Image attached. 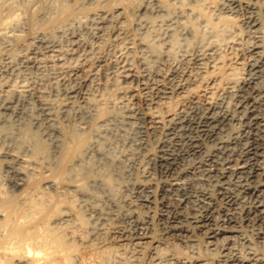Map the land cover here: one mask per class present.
<instances>
[{
	"label": "bare ground",
	"instance_id": "6f19581e",
	"mask_svg": "<svg viewBox=\"0 0 264 264\" xmlns=\"http://www.w3.org/2000/svg\"><path fill=\"white\" fill-rule=\"evenodd\" d=\"M113 1L120 5L132 0ZM260 2L201 0L197 8H186L215 40L204 37V41L191 26L198 46L184 50L179 58L172 57L168 38L183 11L162 22V33H154L145 20H138L135 26L141 31L138 35L128 25L130 16L164 10L160 0L99 10L84 22L80 15L81 21L68 16L50 30L33 35L30 44L21 45L15 56L4 58L0 68V264H107L105 258L113 255L120 262L128 243L140 251L144 245L151 247L153 261L148 264H211L200 253L189 257L180 252L159 253V239L150 233L152 217L148 212L156 204L166 209V214H161L165 234L180 237L198 232L211 246L222 244L225 264H264V255L250 251L253 237L247 234L251 228L264 242V37L260 20L264 5ZM61 7L63 13L70 12L69 5ZM241 11L247 14L253 33L247 46L238 30ZM35 19L33 15V22ZM15 29L3 35L5 40L14 38ZM151 39H158L160 45L155 46L157 41ZM223 49L230 51L228 56L223 55ZM134 52L138 54L133 58ZM245 65L248 73L240 77L239 70ZM21 67L24 72H34L36 79L14 83L10 78ZM111 68L125 88L117 95L125 112L121 121L119 114L109 111L105 95L97 91L104 85L99 82L100 71ZM67 78L75 85L60 92V84H56ZM223 95L236 99L234 109L222 100ZM137 99L143 107L135 106ZM32 101L38 106L35 116L30 109ZM10 117L26 120L21 123L22 130L18 127L20 137L14 129L9 131ZM132 121L138 123L133 131L142 137L151 131L162 133L165 139L154 152L146 151L145 178L132 183L136 198L122 213L130 230L120 231L114 225L111 233L118 234V239L113 237L117 244L106 245L110 242L105 244L103 236L108 231L90 223L85 207L100 219L105 217L104 211L90 205L92 200L86 197L83 185L95 170L114 191L110 170L93 166L92 153L107 157L101 142L95 140L97 125L111 127ZM138 143L147 144L143 139ZM131 155L128 152L123 157L134 167L138 161ZM106 159L110 161V157ZM72 164L80 167L77 176L81 178L75 181L68 177ZM149 164L164 178L152 176ZM2 167L11 177L1 175ZM4 180L20 192L5 194ZM238 244L250 249L247 256L239 253ZM83 248H89L87 255L82 254ZM140 263L134 260L132 264Z\"/></svg>",
	"mask_w": 264,
	"mask_h": 264
},
{
	"label": "rangeland",
	"instance_id": "374dc122",
	"mask_svg": "<svg viewBox=\"0 0 264 264\" xmlns=\"http://www.w3.org/2000/svg\"><path fill=\"white\" fill-rule=\"evenodd\" d=\"M160 1H163L162 5L165 8V9L163 8L164 10L159 11V12H155V11L153 12L150 10H148L149 12L148 11H145V12L142 11L138 14V16L137 15H136V17L130 16L128 18V25H130L129 26L130 30L133 33H135L137 35L139 33H141V31H138L139 30L138 27H135V26H137L139 21L140 22H142V21L148 22L151 25L150 29H152V31L154 30V33L156 30H157L156 33H162V32H164V28H165V24H163L165 22V20L167 18H173L174 16L180 15V13L183 11L182 15L179 16V18H178L179 21H177V23L180 22L179 23L180 25L179 24L177 25L176 23L174 24L173 28L175 29V27H176V30L173 29L172 30L173 35L171 34L172 36H169V38H168L169 43L171 42L170 43V46H171L170 52L173 54L172 57L179 58V56H181L184 52L190 51L193 48H195V46H198L197 44L199 42L196 43V41H197L196 38L194 37V35L189 30V28L191 26H192V28H196L195 31L196 32L198 31L197 32L198 36L201 37V35H202L201 38H203L204 41H205L204 37H207L209 40L211 39L210 41H213L212 39H214L213 38L214 35L212 33H210L209 29L207 27H205L202 22H200V20L197 18V16H194L193 12L185 10L186 8L195 9V6L200 4L201 0H160ZM263 1L264 0H261L260 4L264 5ZM124 2H122L120 5H118L119 2H116L117 3L116 4V3H114L113 0H0V33H1L0 34V68L3 65L4 58H6L7 56L13 57L16 54H18L20 51L21 45H29L32 37H34L40 31H46L47 29L50 30L51 28H53V24L56 21L59 22L61 19L66 18L68 16H71V17L75 16L77 19L80 20V18H78V17L81 16L82 17L81 20H82V22H84V20L88 19V16H90L93 12H96L99 10H108V9L112 10V9H115L117 6L129 8V6H132L133 4H134V6L140 5L142 3L145 4L146 0H141V1L140 0H132L131 2H133V4L130 1L129 2L126 1L125 3ZM129 3H131L132 5ZM64 4H66L67 6L69 5V8H70L69 13H67V12L63 13L61 6H63ZM196 8H197V6H196ZM56 9H57V11H56ZM33 15L37 19V20L36 19L34 20L35 23L32 20ZM86 15H87V17H86ZM83 16H84V18H83ZM237 16H238V23H239L238 24V27H239L238 30L240 31L239 34L242 33L240 35V37L242 38V42H244V44L246 43L245 46H247L248 44L251 43V41H253L252 40L253 39L252 38V36H253L252 29L250 28L249 24L247 23L248 22L247 14L245 13V11H241ZM51 17L53 19H51ZM49 20H51V21H49ZM260 20H261V26H262V34L264 37V13L263 12L260 13ZM48 21H49V23H48ZM85 21H87V20H85ZM39 22H41V23H39ZM129 22H131V23H129ZM45 24H47V25H45ZM13 27L16 28L15 34L18 32L16 34L17 36L15 35L14 38H12L9 41H8V39H6L8 41L7 42L5 40L4 36L6 34H8V32H10ZM136 31H137V33H136ZM10 33H14V31L12 30V32H10ZM208 39H206V41H209ZM151 41H152V39H151ZM154 41H157V42H154ZM152 42H154V44L157 43V45H155V46L160 45L159 44L160 41L158 39H153ZM185 42H187V43H185ZM8 46H10L11 48ZM184 50H186V51H184ZM222 51H223L224 56H226V53L228 56V54L230 52V51L224 50V49ZM136 53L137 52L131 53V57L134 58L138 54V53L137 54ZM244 59H245L244 62H246L247 56H244L243 60ZM244 67H242V69L239 70L238 75L240 77H244L248 73L247 66L245 65ZM20 70L22 72H20ZM20 70H18V72L15 71V73H13L12 76L14 79L12 78V76L10 78V79H12V81H14V83L16 82V84H20V83H23L24 81L26 83L30 80L32 81V80L36 79L34 77L35 76L34 72H32L31 70H29V71L27 70V72H24L25 69L23 67H21ZM106 70L111 71V72H107ZM101 71H100V81L99 80L98 81L104 83L103 87H105V88L102 87V89L100 88L97 91L98 92L100 91V93H103L105 95L104 98H106V101L108 103V107L110 109L109 111L112 114H115L117 116L119 114V116L117 118L120 119V116H123L125 114V112L121 106L122 105V102H121L122 98H120L117 95L119 92H122V90L123 91L125 90V88L123 87L124 84L120 81V79L118 77L119 76L118 72L112 70V68L110 70L105 69L102 71V73H101ZM30 72H31V74H30ZM19 73H20V75H19ZM15 77H17V78H15ZM32 78H34V79H32ZM15 79H17V80L15 81ZM98 81H97V83H99ZM59 84H60V88H58V89L59 90L61 89L60 92H62L64 89L74 86L75 81L73 79L72 80L68 79V80H66V82L65 81L58 82L56 84V86L58 87ZM91 88L95 90L97 88V84L92 85ZM224 96H225V98H224ZM232 97L233 96H228V95H223V97H222L223 98L222 100L225 99L224 101H226V104L230 102L229 104H227L230 109L235 108L234 104L236 102V99L234 97L233 98ZM138 100L139 99H137L135 101V106H137L139 108L141 106L143 107V102L141 100L140 101H138ZM136 102H137V104H136ZM171 102L174 104L176 102V98L174 99V101H171ZM37 108H38L37 103L35 101H32V103L30 104V109L32 111V115H34V114L37 115V112H38ZM24 120H20L19 118L16 119V117H12V119H11V117H10V121H11L10 126H12L13 128L10 127L9 131L11 129L15 130V131L13 130L15 133L12 131L10 133H12V134L14 133L16 135V133L19 132V134H17V136L20 135V131L23 128L22 124H24L26 121V120L25 121ZM121 120H123L122 117H121L120 121ZM134 123H136L135 125L138 124L137 121L136 122L132 121V124L131 123L121 124L120 122H118V123H115L113 125L115 128L117 127L116 129L113 128V126H111L112 127V129H111V127L109 125H106V124L99 125L100 124L99 123L97 125V132H99V133H97L98 134L97 138L95 136V140H97L99 143L101 142L100 143L101 149L104 148L103 150H105V152L107 153V157H105V156L101 157L100 155H98L96 153H92L91 157L94 159V162L96 163V164L93 163V166L97 170L98 169L100 170V168L102 166H103L102 168H108L110 170V172L112 173L111 174L112 179L114 180V183L112 185V187H113L112 189L114 191H112V190L110 191V187H108L107 184L104 182L103 178H101L102 176H99L96 174L95 170L92 172V176L87 178L84 185H83V189H84L86 197L89 199V201L92 200L91 203L89 202L90 205H95V207H97L101 213H102V211H104L103 213H105V214L102 213V215L105 216L104 218L102 217L103 219H105V220H103L102 218L101 219L98 218L97 214L91 215L94 213L89 212V210H87L86 207H85L86 211L84 210L85 213L87 212L86 217L87 216H88V218L90 217L89 218L90 223H92L94 225L97 223V226H100V227L104 228L106 231H108V232H106L107 234L110 233L108 235L106 234L107 236L106 235H104V236L100 235L101 237L103 236L105 240L108 239L106 237H109V239L111 238L110 240L109 239L106 241L104 240L105 244L107 241L110 242L106 245H110L112 242L117 244V239H118L117 235L118 234H114L115 235L114 236V235H112L113 233H111L114 230L115 226H119L120 231L122 229H124V231H125V229L130 230L129 225L122 218V213H125V211H127L128 206H129L128 203L131 200H134L136 198V193H135L134 189L132 188V183L134 181L140 179V178L141 179L145 178V175L142 171L144 170V168L146 166H148V164L146 162V157H145L146 151L149 149L148 151L154 152L157 149L158 142L162 139L163 140L165 139V136L162 133H160V132L156 133V132H151V131L147 132L142 137L140 135V132L136 131L137 128L134 126ZM117 124H119V125H117ZM127 125H129V127ZM130 125H133V126L130 127ZM98 126L101 128H99ZM106 126H109V128ZM124 126L128 127V129ZM233 126H235L236 128H239V125H237V123L236 124L234 123ZM233 126L231 125V128ZM18 127L21 128V130ZM102 127H103V129H102ZM133 127L136 128V129H134V131H136L137 133L133 131ZM114 129L116 131H119L120 134L118 132H116ZM130 131L131 132L133 131V132L131 133ZM18 137H20V136H18ZM142 139H143V143H147L148 145L144 144V145L140 146L138 142H141ZM144 140L145 141L147 140V141L145 142ZM7 143H9V142L7 141ZM4 144L6 145V143H4ZM128 152H129V154H132L131 156H134L135 158H137L138 165H135L133 167L127 159H124L123 155L127 154ZM109 157H110V159H109L110 161L108 162L106 158H109ZM186 160L187 161L191 160V157L187 158ZM187 161H185V162H187ZM91 164H92V162H91ZM149 165L152 168V176H154L157 180L164 178V176H162V174H160V172L158 171V169L155 165H152V164H149ZM79 168L80 167L77 164H72L70 166V171H69L68 177L70 179H72V181L73 180L75 181V179L78 180L81 178L80 175L77 176V174L79 173ZM1 170H2L1 175H4L5 177L6 176L11 177L12 174L9 172L8 169H6L5 167H2ZM6 170H8V171H6ZM8 173H9V175H8ZM93 174H95V175H93ZM7 184L8 183H5V180H4L2 188L5 191V194H16L17 195L20 192V191L18 192L16 189H14L10 184L9 185H7ZM88 199H87V201H88ZM141 210H143L142 212L147 213V210H145V209H141ZM114 212H115L116 216L112 217L111 215H115V214H112ZM148 212L150 213V215L152 217V225H151L150 233H151V235H153L154 237L159 239V243H160V247L158 249L159 253H161L163 255L166 253L165 255H167V254H170L171 252L172 253L180 252V254L182 256H188V257L190 255L191 256L192 255L197 256L196 253H198V255L202 254V256L204 258L206 257V259L209 260V262L211 264H225L221 259H223L222 256L225 255L226 252L223 251V246L221 243L217 244V246H211L208 243L209 240L206 238V236L202 235L198 232H196V233L194 232L196 234L195 235L193 233L194 236L192 234H191V236H190V234H188V235L182 234V235H180V237L178 235L165 234L163 231V222L164 221L161 217V214L163 216L166 214L165 207L161 204H156L155 207L150 209ZM106 214H107L108 218H106L107 217ZM95 216L98 218L97 220H96ZM117 217H118V219H117ZM120 219H122V220H120ZM220 219H221V217H220ZM93 220L95 223L93 222ZM121 226L123 228H121ZM247 231L249 232V233L247 232V234L250 237L251 236L253 237V238H251V239H253L252 240L253 244L251 245L253 250H250L246 246L238 244L237 249H238L239 253H241L242 256H244V254H245V256H247L248 252H249L248 250H250V251H257L261 256H263L264 255V242L262 240H260V239L258 240V238H256V235L253 234L255 232L252 231L251 228H248ZM183 236H185L186 238ZM113 237H117V239L113 238ZM112 238L114 240H112ZM115 240H116V242H115ZM126 243L127 242H125V244ZM127 245H129V246H127ZM125 246H126L124 249L125 252H123V255H121L122 258L124 256V259H122L120 261L121 263L119 262V259L114 255L112 256L113 258L110 256L105 258V259H107L106 261L109 264H132L134 260H137L139 262L141 261L140 264H145V263L148 264V263H151L153 261L150 258V256L152 257V255L149 254L150 248H151L149 245L148 246L144 245V247H143L144 249L142 251H140L138 248H135L131 243H128ZM133 248H135V249H133ZM83 250H84V253H82V254L87 255L89 252V248H83ZM146 254H148V255H146ZM150 260H152V261H150ZM168 264H173V263L170 261V263L168 262Z\"/></svg>",
	"mask_w": 264,
	"mask_h": 264
}]
</instances>
